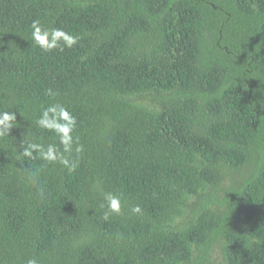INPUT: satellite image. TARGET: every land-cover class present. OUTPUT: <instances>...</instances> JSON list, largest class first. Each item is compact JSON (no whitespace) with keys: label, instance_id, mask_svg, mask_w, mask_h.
Here are the masks:
<instances>
[{"label":"trees","instance_id":"trees-1","mask_svg":"<svg viewBox=\"0 0 264 264\" xmlns=\"http://www.w3.org/2000/svg\"><path fill=\"white\" fill-rule=\"evenodd\" d=\"M34 19L80 39L43 52ZM54 102L72 173L17 159ZM0 111V264H264V0H0Z\"/></svg>","mask_w":264,"mask_h":264},{"label":"clouds","instance_id":"clouds-1","mask_svg":"<svg viewBox=\"0 0 264 264\" xmlns=\"http://www.w3.org/2000/svg\"><path fill=\"white\" fill-rule=\"evenodd\" d=\"M32 42L43 52H51L54 49L64 51L77 44L80 37L63 28L45 27L39 19H34L30 25ZM46 96L54 98L57 93L51 88L46 90ZM16 113L14 111H0V138L9 135L15 126ZM36 125L43 130L55 133L58 143H43L24 136L19 151L20 157L28 159H40L48 164L63 165L69 173L75 172L79 166V154L84 151V146L79 143V137L73 135L77 127V118L62 103L54 102L41 109ZM73 153L75 157L73 158ZM30 176L35 173L29 172ZM102 208H106L103 219L108 220L112 213L119 214L122 210V194L106 192L103 196ZM133 213H141L140 205H134ZM25 264H41L36 257L28 258Z\"/></svg>","mask_w":264,"mask_h":264},{"label":"rangeland","instance_id":"rangeland-1","mask_svg":"<svg viewBox=\"0 0 264 264\" xmlns=\"http://www.w3.org/2000/svg\"><path fill=\"white\" fill-rule=\"evenodd\" d=\"M217 257L219 258L220 256H219V255H217Z\"/></svg>","mask_w":264,"mask_h":264}]
</instances>
